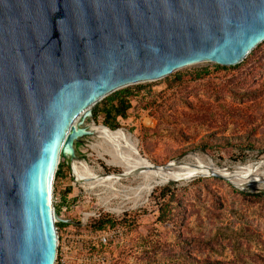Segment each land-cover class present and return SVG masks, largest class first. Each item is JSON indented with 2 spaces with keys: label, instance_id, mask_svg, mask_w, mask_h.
I'll return each mask as SVG.
<instances>
[{
  "label": "water",
  "instance_id": "95a60500",
  "mask_svg": "<svg viewBox=\"0 0 264 264\" xmlns=\"http://www.w3.org/2000/svg\"><path fill=\"white\" fill-rule=\"evenodd\" d=\"M262 42L264 0H0V264H55L54 182L92 135L83 114L194 64L236 66Z\"/></svg>",
  "mask_w": 264,
  "mask_h": 264
},
{
  "label": "rangeland",
  "instance_id": "374dc122",
  "mask_svg": "<svg viewBox=\"0 0 264 264\" xmlns=\"http://www.w3.org/2000/svg\"><path fill=\"white\" fill-rule=\"evenodd\" d=\"M131 88L132 108L127 119H118L119 129L132 135L151 164L191 157L233 173L264 161V42L233 68L202 62ZM93 110L82 129L104 125V115L96 122ZM116 147L94 135L74 143L76 159L87 166L83 173L94 176L124 174ZM62 174L54 182L62 220L56 224H67L57 228L58 263L264 264L263 178L238 187L225 174L206 171L148 190L140 176L83 183L67 163ZM164 207L169 215L160 221ZM104 215L117 225L94 229L92 222ZM100 234L107 235V245L100 244Z\"/></svg>",
  "mask_w": 264,
  "mask_h": 264
},
{
  "label": "bare ground",
  "instance_id": "6f19581e",
  "mask_svg": "<svg viewBox=\"0 0 264 264\" xmlns=\"http://www.w3.org/2000/svg\"><path fill=\"white\" fill-rule=\"evenodd\" d=\"M87 119L88 116L83 114L79 118L78 123L81 121L85 123ZM86 131L101 139L102 141L107 143L111 142L117 146V149L115 148L118 150L116 157L119 160V165L124 168V174L122 176L118 175L117 177L94 176L88 172L87 174H84L83 170L87 169L85 163L80 162L71 156V167L74 166L75 173L78 174V178H80L83 183H97L104 185L106 183H110L113 180H117L119 182L120 180L131 176H140L143 177V180L146 182L143 188L152 190L157 185L164 184L170 180L186 181V179H191L197 175H202L206 171L223 173L221 175L225 174L238 187H247L252 183L262 182L263 180L261 179H264V161L258 162L256 164L238 166L233 173H224L226 170L219 168L217 169L213 164L194 162L195 160L191 157L181 161L171 162L166 169L153 168L151 163L144 159L138 152L132 135L125 132L123 129L111 130L104 125L90 123L86 126ZM70 155L71 154L69 153V158ZM255 177H259L260 179H255Z\"/></svg>",
  "mask_w": 264,
  "mask_h": 264
},
{
  "label": "trees",
  "instance_id": "16d2710c",
  "mask_svg": "<svg viewBox=\"0 0 264 264\" xmlns=\"http://www.w3.org/2000/svg\"><path fill=\"white\" fill-rule=\"evenodd\" d=\"M254 50L250 54H252ZM231 67L233 68L235 66H231ZM134 88L141 89L140 86H137ZM134 88L127 87L125 89H122V90H119L113 93L112 95L102 100L103 102L102 109H99V107L97 106L93 110L94 120L97 122L99 114H103L104 115L103 124L105 126H107L108 128L112 130L119 129L120 126L118 123V119L119 118L127 119L129 111L132 108L131 98L134 96ZM64 166H66V163H65V159L62 157L57 173H56V178H55V180L58 182H60L63 177L62 169ZM70 192H71V189L66 190L63 196L66 198ZM261 194L264 195V193H261ZM159 211H160V216L158 217V220L164 221L169 215V211L165 209V207L164 209L160 208ZM116 225H117L116 222L107 215L100 216L99 218L95 219L92 222V227L96 230H104L108 227L113 228ZM56 226L57 228H63L67 226V224L59 223V224H56Z\"/></svg>",
  "mask_w": 264,
  "mask_h": 264
},
{
  "label": "built area",
  "instance_id": "2783aa9c",
  "mask_svg": "<svg viewBox=\"0 0 264 264\" xmlns=\"http://www.w3.org/2000/svg\"><path fill=\"white\" fill-rule=\"evenodd\" d=\"M65 208L67 209V207H65ZM58 239H59V237H58ZM107 243H108L107 235L106 234H100V244L101 245H107ZM58 246H59V241H58ZM56 262H57V264H65L64 259L63 260L60 259V263H58V253H57V257H56ZM56 262H55V264H56Z\"/></svg>",
  "mask_w": 264,
  "mask_h": 264
}]
</instances>
